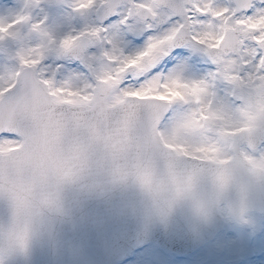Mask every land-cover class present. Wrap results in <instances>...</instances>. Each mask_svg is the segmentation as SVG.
<instances>
[{"label":"snow or ice","instance_id":"snow-or-ice-1","mask_svg":"<svg viewBox=\"0 0 264 264\" xmlns=\"http://www.w3.org/2000/svg\"><path fill=\"white\" fill-rule=\"evenodd\" d=\"M44 2L26 0L0 19L5 99L37 86L90 92L113 81L156 89L165 126L207 145L197 149L206 159L228 140H264V0H61L80 17L63 35L47 15L34 18ZM9 238L27 245L17 225Z\"/></svg>","mask_w":264,"mask_h":264},{"label":"water","instance_id":"water-1","mask_svg":"<svg viewBox=\"0 0 264 264\" xmlns=\"http://www.w3.org/2000/svg\"><path fill=\"white\" fill-rule=\"evenodd\" d=\"M17 98L21 114L6 119L11 112L7 110L0 120L5 130L30 131L18 156L0 159V206H6L0 218V243L17 250L16 264H28V260L75 264L86 259L105 264L131 243L149 239L184 254L219 231L221 218L208 227H193L186 207L179 209L170 223H145V197L137 183L200 163L180 160L147 140L144 114L112 118L101 111L77 122L64 114L60 124L66 130L64 135L72 132L76 139L69 138L68 149L49 158L53 137L47 130L57 125L51 120L54 113L45 110L41 101ZM104 98L105 94L99 96L101 106ZM98 108L82 109L91 114ZM28 186L39 189L35 197L23 191ZM11 191L21 192L20 199ZM7 192L8 200L4 199ZM22 215L31 216L23 248L9 238Z\"/></svg>","mask_w":264,"mask_h":264},{"label":"clouds","instance_id":"clouds-1","mask_svg":"<svg viewBox=\"0 0 264 264\" xmlns=\"http://www.w3.org/2000/svg\"><path fill=\"white\" fill-rule=\"evenodd\" d=\"M137 184L145 197V223H170L186 207L197 229L217 218L254 225L253 213L264 214V153L253 156L242 149ZM30 217L22 215L16 223L27 241Z\"/></svg>","mask_w":264,"mask_h":264},{"label":"rangeland","instance_id":"rangeland-1","mask_svg":"<svg viewBox=\"0 0 264 264\" xmlns=\"http://www.w3.org/2000/svg\"><path fill=\"white\" fill-rule=\"evenodd\" d=\"M26 0H1L0 19L11 20L17 15L18 8ZM35 19H42L48 16L47 26L63 35L72 27H79L80 22L78 16L72 13L71 9L61 0H45L39 9L32 12ZM112 84L113 91L107 99L108 106H114L120 103L127 94L138 93L140 95L152 94L156 89L149 88L144 90L121 89L119 85L113 81H107ZM150 90H152L150 92ZM53 98L57 102L67 103H84L88 102L91 95L88 92L80 90H72L65 88L64 90L49 88ZM3 94H0L2 97ZM163 140L165 144L175 149L180 154L197 156L205 158L203 151H197L198 148L206 147L191 135L177 131L171 126H162ZM22 139L17 136L12 138L0 139V153L8 151L20 146ZM218 155L208 152L207 155L220 156L222 154H233L236 151L244 150L250 155L259 156L264 153V145L258 150H250L246 144L238 138L234 141L228 140L220 145ZM206 159V158H205ZM212 160V159H207ZM255 217L254 225H240L225 220L223 231L218 235L215 241L201 248L190 257H178L171 253L155 248L150 245L138 252L130 258L125 264H264V218L253 214ZM253 241H251V240ZM5 257L0 255V264Z\"/></svg>","mask_w":264,"mask_h":264}]
</instances>
